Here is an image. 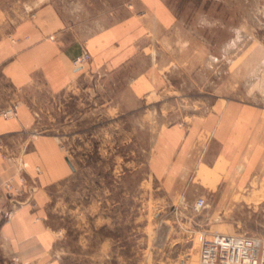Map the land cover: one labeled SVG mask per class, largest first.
<instances>
[{"label":"rangeland","instance_id":"1","mask_svg":"<svg viewBox=\"0 0 264 264\" xmlns=\"http://www.w3.org/2000/svg\"><path fill=\"white\" fill-rule=\"evenodd\" d=\"M127 1L61 0L58 7L75 17L82 5V17L108 22L123 14L108 12ZM165 1L212 58L192 63L189 74L164 72L160 87L136 103L112 93V78L93 77L38 111L39 130L57 136L72 166L47 188L44 207L55 236L50 257L63 264H200L201 233L264 236L261 168L241 167L230 189L221 168L186 176L183 188L151 169L155 139L167 125L219 115L226 104L264 118V0ZM147 63L139 57L135 72ZM198 197L207 202L195 210ZM16 258L23 261L0 242V264Z\"/></svg>","mask_w":264,"mask_h":264},{"label":"crops","instance_id":"2","mask_svg":"<svg viewBox=\"0 0 264 264\" xmlns=\"http://www.w3.org/2000/svg\"><path fill=\"white\" fill-rule=\"evenodd\" d=\"M59 1L0 0V112L17 104L15 117L0 116V200L5 195L2 182L15 173L12 157L27 162V178L35 182L29 202L0 224V242L7 253L35 264H63L50 257L55 236L45 223L44 207L47 188L72 171L57 136L39 130L42 101L59 99L80 79L94 77L102 82L112 78L107 85L112 93L119 94V100L125 93L136 103L160 87L164 72L180 69L189 74L190 66L212 58L206 43L187 34L190 27L165 0H128L108 12L123 13L108 22L82 17V5L75 8V17L64 16ZM83 48L91 58L76 70L72 59ZM142 56L148 63L135 72ZM255 150L262 154H252ZM261 156L264 118L226 104L219 115L162 128L153 146L151 169L183 188L190 174L206 169L216 174L221 168L230 189L238 182L241 167L264 170ZM194 182L188 181L192 187Z\"/></svg>","mask_w":264,"mask_h":264},{"label":"built area","instance_id":"3","mask_svg":"<svg viewBox=\"0 0 264 264\" xmlns=\"http://www.w3.org/2000/svg\"><path fill=\"white\" fill-rule=\"evenodd\" d=\"M89 52L83 48L72 59V65L80 70L90 61ZM17 104H11L0 112L3 118L15 117ZM15 164V173L1 184L2 192H5L3 201L0 200V224L8 221L11 216L29 202V198L35 190V182L27 178V162L19 156L12 157ZM38 170V167L35 168ZM206 199L198 197L194 203V209L200 210L206 206ZM200 264H264V236L240 235L222 232L201 233ZM11 264H33L31 262L14 259Z\"/></svg>","mask_w":264,"mask_h":264},{"label":"bare ground","instance_id":"4","mask_svg":"<svg viewBox=\"0 0 264 264\" xmlns=\"http://www.w3.org/2000/svg\"><path fill=\"white\" fill-rule=\"evenodd\" d=\"M257 193V192H256ZM262 194V193H261ZM194 249V248H193Z\"/></svg>","mask_w":264,"mask_h":264}]
</instances>
